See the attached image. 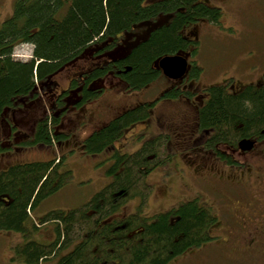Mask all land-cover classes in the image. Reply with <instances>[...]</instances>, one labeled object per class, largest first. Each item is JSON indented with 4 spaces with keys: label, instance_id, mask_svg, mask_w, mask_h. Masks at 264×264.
Wrapping results in <instances>:
<instances>
[{
    "label": "trees",
    "instance_id": "1",
    "mask_svg": "<svg viewBox=\"0 0 264 264\" xmlns=\"http://www.w3.org/2000/svg\"><path fill=\"white\" fill-rule=\"evenodd\" d=\"M204 0H16L12 14L0 24V113L16 97L32 91L37 82L55 72L96 42L105 43L133 24L150 22L169 13L161 27L141 42L125 63L132 86L156 77L150 68L158 56L174 53L186 44L196 49L195 35L186 41L181 31L203 18L219 24L221 9ZM194 31V30H193ZM186 38L189 35L185 36ZM32 45L31 57L12 56L18 43ZM103 72V71H97ZM201 122L214 126L220 135L228 129L243 132L264 126V75L261 83L245 85L238 93L211 86ZM146 102L113 118L84 138L81 149L91 156L108 153L105 172L111 179L81 205L53 208L34 217L32 212L47 196L71 177L63 168L64 156L19 162L0 169V229L18 232L11 260L41 264L56 255V264H166L176 255L210 238L214 219L196 199L168 210L142 215L151 185L146 176L170 158L164 135L143 138L132 151H118L113 142L130 122L148 116ZM52 118L55 116H51ZM51 120V124H54ZM44 118L37 124L33 145L51 148L57 134ZM236 126H242L240 130ZM139 199L136 212L108 219L128 200ZM51 224V239L35 240Z\"/></svg>",
    "mask_w": 264,
    "mask_h": 264
},
{
    "label": "flooded vegetation",
    "instance_id": "2",
    "mask_svg": "<svg viewBox=\"0 0 264 264\" xmlns=\"http://www.w3.org/2000/svg\"><path fill=\"white\" fill-rule=\"evenodd\" d=\"M204 1L207 5H212L209 0ZM262 5L264 7V2ZM159 14L145 25L133 24L129 29L116 33L105 43L98 41L91 44L77 57L66 61L55 72L37 82L30 93L16 97L13 104L0 113V149L24 151L30 146L36 147L32 145L36 126L43 118L51 124L52 115L55 116V123L51 126L57 134L54 143L60 144L68 136L72 137L70 143L74 142L76 147L81 148L85 137L101 129L113 118L146 102L149 104L148 116L130 122L123 128V133L135 124L144 123L140 133L133 138L142 141L146 137L164 135L170 155H173V150L178 151L183 161L191 165L187 175L193 178V199L208 208L214 217L210 226V238L193 247L195 264H264V126L240 132L242 134L228 129V134L222 136L214 126H205L201 122V112L210 97L211 86L220 85L225 91L236 94L247 84L262 82L264 25L256 23V28L252 26L255 29L248 34L249 38L236 35L228 42L227 46L232 45L234 50L230 48L223 59L231 64L228 71L219 70V78L211 81L208 79L206 83L202 81L206 69L194 57L198 48L194 49L188 43L177 48L174 53H169L185 57L187 64L183 75L177 78L164 75L157 63L164 56L162 55L150 64L156 77L136 87L132 86L126 76L130 69L125 63L126 57L146 40V36L161 27L159 20L163 16H170L168 12ZM246 14L249 13H244ZM249 15L254 16L252 20L256 22L264 18V14L260 13L252 12ZM181 33L186 41L191 40V35H195L196 40L199 39L194 27L192 30L185 28ZM186 35L189 37L186 38ZM65 65L76 66L77 70L74 73L57 74ZM237 76L242 77V80H234ZM59 77L64 79L65 85H61ZM157 79H163L165 84L157 88L153 98L142 97L125 107L121 103L117 105L120 97L133 89H141L144 96ZM40 103L42 107L36 111L34 107ZM163 103H170L172 106L153 123V108L156 104ZM114 104L116 108L108 111ZM28 106L32 111L33 122L29 124L31 131L22 129L13 119L18 111ZM175 112L177 114L172 118L171 114ZM88 125H91V129L84 130V135L76 138V131ZM145 125H150L152 134L143 132ZM236 128L240 130L242 126ZM118 138L113 142L114 148ZM0 154L10 157L14 155L8 151ZM18 161L20 160L0 164V169L19 163ZM177 162L179 161L176 159L174 164ZM183 182L181 190L186 188Z\"/></svg>",
    "mask_w": 264,
    "mask_h": 264
},
{
    "label": "rangeland",
    "instance_id": "3",
    "mask_svg": "<svg viewBox=\"0 0 264 264\" xmlns=\"http://www.w3.org/2000/svg\"><path fill=\"white\" fill-rule=\"evenodd\" d=\"M16 0H0V24L1 22L12 14L14 2ZM220 1V0H219ZM209 2L219 7L222 10L220 17V23H210L205 20H197L194 24V29H197L199 35L196 47L198 48L197 54L194 56L196 62L206 69V75L203 76V82H208L220 77L219 70L228 71L230 64L228 60L224 61V55L228 53L230 48L233 46H227L228 42L236 35L241 38H249L248 34L253 32L256 23H263L264 18L261 21H253V14H264V7L262 2L264 0H228V2H218L217 0H209ZM249 13L244 15V13ZM254 26L255 28H252ZM261 27L260 25H258ZM229 40V41H228ZM234 50V49H233ZM14 53L27 57L30 53V44L22 43L14 48ZM210 54V55H209ZM209 55V57H208ZM223 56V57H222ZM222 57V58H221ZM221 61H220V60ZM264 69V67H263ZM77 70L76 66L65 65L57 73H74ZM209 79V80H208ZM234 80H242V77L237 76ZM61 85H65V81L62 77H59ZM155 84L149 86V90L143 93L140 92L139 88L133 89L120 97L119 103L123 107L131 105L139 101L140 99H151L157 93V88L165 84L163 79H157L154 81ZM132 93V94H129ZM47 99H49L47 97ZM45 98V100H47ZM159 104V103H158ZM156 104L153 108L154 118L153 123L159 115H163L166 109L172 105L170 103ZM183 105L181 103H177ZM158 105V107H157ZM175 106V104H173ZM42 107V104H38L34 108L38 111ZM46 105L43 106L45 108ZM111 108L110 110H108ZM107 108L108 111H113L116 105H112ZM156 108V109H155ZM155 109V110H154ZM177 112L171 114L174 118ZM32 111L29 106L23 107L21 111H18L13 117L15 122L26 131H31L29 124L33 122L31 119ZM93 125V124H91ZM91 125L80 128L76 131L75 137L80 138L84 135V130L89 131ZM144 123L135 124L132 127L124 131L123 135L118 138L114 146L118 151H132L135 150L141 140L133 138L140 133ZM146 134H152L150 125H145L143 130ZM1 133V131H0ZM72 137L64 138L60 144H53V149L41 148L30 146L26 150L23 149H0L1 152H11L13 157L6 154H0V164L5 165L14 160H20L18 162L32 161L35 159L49 158L55 152L57 155L62 156L64 154V166L71 170V177L67 182L55 193L44 198L34 209L32 215H42L50 209L61 208L71 209L81 205L86 201L94 192L101 189L111 179L105 170L107 165L110 163L108 160V153H101L96 156H91L89 153H85L80 147H76L74 142H71ZM174 143V142H173ZM33 145V144H32ZM174 148V146H172ZM108 154V155H107ZM31 158V159H30ZM23 159V160H22ZM176 159L179 161L176 164ZM191 169V165H188L178 151L173 150V155L169 158L166 164L154 168L146 176V181L151 185V191L147 198V203L142 209V215H152L157 212L168 210L171 207L176 206L182 201L193 198L191 189L193 187V178L188 174ZM185 185L183 186L181 182ZM187 184V185H186ZM188 186V187H187ZM139 199L137 197L132 198L121 205L116 211L108 216V219L123 217L129 213L136 212ZM211 228V227H210ZM50 229L52 230L51 224H46L43 228V232H36L33 234V238L37 241L46 242L51 239ZM210 234V230H209ZM21 240V235L18 232L10 230L0 229V264H25L20 260H11L12 249L11 246ZM58 256L51 257L47 260L42 261L41 264H56ZM194 251L193 248H188L179 255H176L172 260L166 264H195L194 262Z\"/></svg>",
    "mask_w": 264,
    "mask_h": 264
},
{
    "label": "water",
    "instance_id": "4",
    "mask_svg": "<svg viewBox=\"0 0 264 264\" xmlns=\"http://www.w3.org/2000/svg\"><path fill=\"white\" fill-rule=\"evenodd\" d=\"M186 59L183 55H164L158 60V66L164 75L170 78H177L183 75L186 70Z\"/></svg>",
    "mask_w": 264,
    "mask_h": 264
}]
</instances>
